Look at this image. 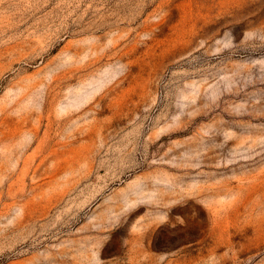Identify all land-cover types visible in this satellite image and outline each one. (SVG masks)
<instances>
[{
  "label": "rangeland",
  "instance_id": "rangeland-1",
  "mask_svg": "<svg viewBox=\"0 0 264 264\" xmlns=\"http://www.w3.org/2000/svg\"><path fill=\"white\" fill-rule=\"evenodd\" d=\"M0 264H264V0H0Z\"/></svg>",
  "mask_w": 264,
  "mask_h": 264
}]
</instances>
